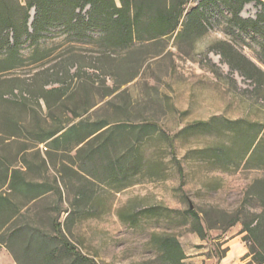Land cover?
I'll return each instance as SVG.
<instances>
[{"label": "rangeland", "instance_id": "1", "mask_svg": "<svg viewBox=\"0 0 264 264\" xmlns=\"http://www.w3.org/2000/svg\"><path fill=\"white\" fill-rule=\"evenodd\" d=\"M199 1L190 0L184 7V16ZM256 1L245 4L240 17L255 19L260 11L258 1L264 0ZM229 16L224 6H210L206 15V32L200 37L194 33L179 37L182 26H178L171 37L138 46L125 57L124 65L113 53L108 59H94L97 54L92 56L94 52H86L85 49L95 51V47L69 45L63 42L67 39L65 34H58L45 44L51 52L46 61L27 64L0 76L4 105L8 104L5 100L16 102L26 98L22 111L34 112L45 123L53 124L47 117L48 108L43 101L38 102L39 107L27 98L30 97L27 93H38L42 84L54 81V76H48L50 71H46L62 62V58L67 59L71 53L79 55L80 51L85 52L87 57L84 61L73 58L65 61V66L69 67L70 73L75 72L76 66L85 69L78 86L89 95L74 101L79 107L76 111L81 112L88 105L94 107L81 118L71 119V124L82 119L90 123L98 119L134 130L151 123L157 126L159 134L163 132L173 138L171 148L158 133L145 141L140 146L143 168L135 178L137 182L119 192L103 181L94 180L90 185L82 181L72 170L76 167L73 160L75 150L67 151L62 159H57L55 166L60 169L65 165L62 172L66 184L62 186V213L57 216L54 211L58 205L57 197L47 195L40 204L30 207L29 217L36 227L50 233L51 220L57 218L68 240L95 264H164L149 245L151 233L174 236L185 255L182 264H250V257H245L250 244L243 239L244 234H240L241 223L232 222L259 213L258 202L247 194V188L255 178H264V172L244 168L243 165L236 170L216 169L218 165L213 166L214 162L208 158L209 152H200L207 151L219 141L216 130L202 126L188 129L214 117L246 120L264 127V86L259 88L254 78L231 70L218 54L220 48L215 46L211 50L217 41H227L264 71V66L259 63L263 61L261 36L229 28ZM107 69L109 74L104 75ZM124 81L129 82L111 94L115 85ZM78 83L67 78L69 88H76ZM56 86L48 85L46 89ZM11 89L13 94H10ZM74 103L66 104L65 114L61 115L54 102L51 108L56 110L55 115L61 122L68 121ZM136 133L137 129L123 136L116 134L121 140L119 150L125 149L124 144L133 143L138 136ZM15 148L11 149V154L16 152ZM39 149L44 154V144ZM10 159L8 162L12 164L14 161ZM28 159L34 170L29 175L31 180L52 181L57 171L55 168H48L47 173L41 170L38 174L34 168L37 161L31 157ZM155 162L160 170L158 176H144L146 165ZM98 177L102 179V174ZM80 186L88 187L102 202L94 217L85 218L83 215V207L88 203H81L79 208L74 205V193ZM153 207L162 209L159 217L147 212ZM189 209L200 219L204 228L203 238L193 230V219L187 214ZM126 210L139 215L138 228H130L119 219L118 213ZM70 211H79L80 214L76 213L73 220L65 224ZM69 262L67 256H61L59 261L60 264ZM14 263L10 254L0 248V264Z\"/></svg>", "mask_w": 264, "mask_h": 264}, {"label": "trees", "instance_id": "2", "mask_svg": "<svg viewBox=\"0 0 264 264\" xmlns=\"http://www.w3.org/2000/svg\"><path fill=\"white\" fill-rule=\"evenodd\" d=\"M189 1L0 0V76L26 67L27 64L46 61L51 52L45 48V44L58 34H65L67 39L63 42H68L69 45L84 44L95 47V51L85 49L86 52H94L91 53L92 56L97 54L94 59H108L113 53L119 58L120 64H123L125 57L138 46L171 37L178 26H182L179 37L192 33L200 37L206 32L207 9L210 6L218 8L219 5L224 6L230 15L227 21L229 28L241 33L251 31L261 36L260 55L263 61L259 63L264 66V2L258 1L260 11L255 19H243L240 17L243 6L251 1L257 2L256 0H200L184 16V7ZM215 46L220 48L218 54L231 70H237L247 78H254L259 88L264 86V71L260 67L237 52L227 41H217L211 50ZM82 53H71L67 59L62 58L63 61L57 66L48 69L46 73L50 71L48 76H54V81L42 84L38 93L27 91L30 96L27 98L32 99L39 107L38 102L43 101L48 108L47 117L53 124L45 123L34 112L22 111L26 98L16 102L5 100L8 104L4 105V93H0V248H4L16 264H60L61 256L70 259L68 264H95L68 240L62 223L57 218L51 220L50 233L36 227L33 219L29 217L30 207L40 204L47 195L52 194L58 199L54 211L57 216L62 213V186H66L62 172L65 165L60 169L55 166L57 159H62L69 150H75L73 160L76 167L72 169L74 174L79 175L88 185L94 180L103 181L119 192L135 184V178L143 168L140 146L158 133L157 126L151 123L134 130L98 119L91 123L82 119L71 124V119L81 118L94 107L88 105L81 112L76 111L79 107L74 101L89 95V92L78 86V80H83L85 69L76 66L75 72L70 73L69 67L65 66L73 58L84 61L87 56L85 52ZM108 70H104V75L109 74L106 73ZM67 78L77 80V87L69 88ZM127 82L129 81L115 85L111 94ZM48 85L57 86L46 89ZM10 94H13V89ZM53 102L60 115L65 114L66 104L74 103L76 107L73 105L74 109L69 111L70 121H60L55 115L56 110L51 108ZM197 126L213 128L218 133L219 141L207 151H200L204 154L209 152L208 158L214 162L213 166L218 165L216 169L236 170L243 165L244 168L264 172L262 125L246 120L230 121L214 117L188 129ZM136 129L138 136L134 142L124 144L125 149L119 150L121 140L115 135L123 136L124 133L129 134ZM159 136L170 148L173 146L172 137L163 132ZM42 144L46 149L44 154L39 149ZM14 147L16 152L11 154ZM30 157L37 161L34 167L36 172L43 170L47 173L48 168L52 167L57 170L51 182L29 178L33 170L28 159ZM9 158L14 161L12 164L8 162ZM148 164L147 172L143 171V175L158 176L160 170L156 162ZM101 174L102 179L98 177ZM86 186H80L74 193V205L79 208L81 203H88V206L83 207V215L91 218L96 215L102 202ZM247 194L256 199L260 211L244 219L238 218L232 224L241 223L240 234H244L243 239L250 244L245 255L250 257V264H264V178L252 180ZM190 209L187 214L193 219V230L203 238L204 228L200 219ZM161 211L162 209L153 207L147 212L159 217ZM76 213L80 214L79 211H70L64 223H70ZM138 216L129 210L118 213L119 219L130 228L139 227ZM149 245L155 249L164 264H182L185 258L180 243L174 236L151 233Z\"/></svg>", "mask_w": 264, "mask_h": 264}, {"label": "crops", "instance_id": "3", "mask_svg": "<svg viewBox=\"0 0 264 264\" xmlns=\"http://www.w3.org/2000/svg\"><path fill=\"white\" fill-rule=\"evenodd\" d=\"M15 264V263H14Z\"/></svg>", "mask_w": 264, "mask_h": 264}]
</instances>
